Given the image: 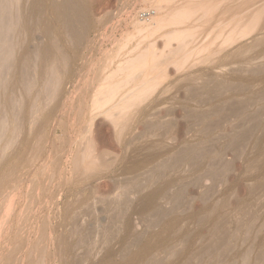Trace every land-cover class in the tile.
<instances>
[{"label": "rangeland", "instance_id": "374dc122", "mask_svg": "<svg viewBox=\"0 0 264 264\" xmlns=\"http://www.w3.org/2000/svg\"><path fill=\"white\" fill-rule=\"evenodd\" d=\"M66 1L0 0V264H264V0Z\"/></svg>", "mask_w": 264, "mask_h": 264}, {"label": "bare ground", "instance_id": "6f19581e", "mask_svg": "<svg viewBox=\"0 0 264 264\" xmlns=\"http://www.w3.org/2000/svg\"><path fill=\"white\" fill-rule=\"evenodd\" d=\"M74 1H76V0H67L65 2V4H64V7L62 6L63 7L62 8L63 22H64L65 27L67 29H69V30H75V28H74L75 25H79L81 23L82 19L84 18V15H85V13H84L85 7H84L83 3H81V4L83 5L84 9L81 7L82 5L79 4L80 6H78V3L76 2L77 4H75ZM4 6H3V9H4ZM5 9H6V11L7 10L9 11V8L8 9L5 8ZM4 12L5 11H2L3 14H4ZM10 13L13 16L12 12H10ZM9 22H10V20H9ZM6 25H8V24L6 23ZM0 39H1V37H0ZM7 42L8 41L4 42V44L7 43ZM56 46L57 45L55 43H53V44L50 43V47L49 48L47 47V49L45 50V55H44L45 57H43L39 61V63H38V64L41 63L42 74H44V76L47 79V85H46V87H45V84L46 83L44 84V91H46V93L51 94V95L56 92L57 88L60 85V81H61V77H62V72H61L62 63L64 65V62L66 64L68 62V61L66 62V59L67 58H65V56L63 54H59V53H55L56 55L52 57L51 61H48L47 57H50L51 54L46 57V55L49 54V53H46V52H48L49 51L48 49H50V48H52L53 51H56L57 50V47ZM4 47H5V45H4ZM50 53H51V51H50ZM9 56H11V55H9ZM7 60H10L9 62L11 63V65L12 66L13 65L15 66V68H14L15 73L18 74L19 76H21V78L23 79V81L27 85H30L29 86V89L31 87H33L34 84H33L32 81H35V79L32 77L33 75H32V70H31V65L34 64L33 63V57H31L30 55H24V58H20V56H18L16 54L15 56L8 58ZM48 88L51 89V90L49 91ZM51 91H53V92H51ZM5 104H6V102L5 101L4 102L2 101L1 104H0V106H1L0 109Z\"/></svg>", "mask_w": 264, "mask_h": 264}]
</instances>
